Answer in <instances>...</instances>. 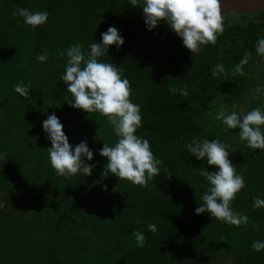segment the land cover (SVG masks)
Here are the masks:
<instances>
[{
    "label": "trees",
    "instance_id": "obj_1",
    "mask_svg": "<svg viewBox=\"0 0 264 264\" xmlns=\"http://www.w3.org/2000/svg\"><path fill=\"white\" fill-rule=\"evenodd\" d=\"M142 4L0 0V154L8 158L0 159V202L6 205L0 209V264H264V250L251 247L264 241V207L252 203L264 199V150L249 149L239 129L215 119L221 111L264 110V90L256 91L264 86V74L257 77L254 70L257 41L264 38V8L234 11L237 18L224 14L216 44L192 56L166 22L147 29ZM17 7L46 11L48 20L33 30L13 15ZM110 26L124 43L110 46L98 60L120 67L130 81L131 100L142 116L136 135L147 139L163 162L148 187L111 173L102 179L107 158L99 150L117 137L106 117L66 103L72 97L61 78L68 58L58 53L79 43L87 57L89 45L99 43ZM44 52L49 58L41 63L36 57ZM245 52L252 53L246 74L234 76ZM217 64L225 66L227 76L212 75ZM20 82L31 84L34 105L15 92ZM171 87L186 88L188 95L172 94ZM53 113L73 148L83 141L93 151L91 161L85 158L96 165L91 176H57L51 167V142L42 122ZM193 138H218L229 146V159L246 184L231 207L248 216L247 225L195 214L209 187L201 173L218 169L186 151ZM149 223L157 226L156 233ZM4 231L12 232L10 239ZM135 231L145 236L142 248L136 246Z\"/></svg>",
    "mask_w": 264,
    "mask_h": 264
},
{
    "label": "clouds",
    "instance_id": "obj_2",
    "mask_svg": "<svg viewBox=\"0 0 264 264\" xmlns=\"http://www.w3.org/2000/svg\"><path fill=\"white\" fill-rule=\"evenodd\" d=\"M133 8L138 6L139 0H130ZM144 22L148 30L157 27L162 21L166 22L171 30L182 39L183 46L192 53L198 54L202 46L215 45L218 36L224 32V16L221 13L220 0H143L142 6ZM14 16L22 17L24 23L33 30L44 25L48 20L46 11H30L24 7H17ZM124 40L114 26L101 33L99 43L92 42L90 52L85 56L82 45L77 43L70 46L66 53L61 51L58 55L63 58L67 55L65 73L61 80L67 85V93L72 99L66 103L73 108L86 113H96L107 118L117 137L114 145L103 143L99 150L101 157L107 158L102 173V179L111 175L119 180H127L134 185L148 187L155 177L160 175L162 160L152 152L150 143L136 135L137 129L142 127L140 105L131 100L132 87L130 81L123 77L122 69L112 63L101 62L99 57L106 55L110 46L119 48ZM256 53L264 56V38L257 41ZM48 53L44 52L36 57L41 63L48 60ZM252 59L251 52H245L240 62L235 65L232 74L244 76V66ZM227 71L223 64H217L212 69L213 76L225 75ZM31 84L18 83L14 90L21 97L31 100ZM264 90V86L256 91ZM172 94L179 93L187 96L186 88H169ZM34 105V101L31 100ZM216 120L222 121L227 129H239L241 142L251 150H264V110L253 108L246 113L221 111L216 114ZM43 131L51 142L47 148L51 167L57 176L72 177L82 173L91 176L95 164H88L93 159V151L86 142H80L74 148L69 143L63 131V124L53 113L42 122ZM97 137L98 132L96 133ZM186 151L195 156L197 160L206 158L209 166H215L218 171H203L201 175L208 181V190L202 195L203 203L195 209V214L207 212L211 217L235 227L247 225V215L235 212L231 205L237 194L246 187L245 178L237 173L236 166L229 159V146L218 138L202 142L193 138L185 145ZM0 159H8L0 154ZM167 172V168L164 169ZM95 183V182H94ZM152 187L155 185L152 183ZM106 189V185H105ZM253 207H264V199L253 198ZM6 205L0 202V209ZM137 223H140L138 220ZM148 229L152 233L158 231L155 224L149 223ZM253 228L259 224L254 223ZM133 236L137 247H144L145 236L135 231ZM253 251L264 250V241H255L251 245Z\"/></svg>",
    "mask_w": 264,
    "mask_h": 264
},
{
    "label": "water",
    "instance_id": "obj_3",
    "mask_svg": "<svg viewBox=\"0 0 264 264\" xmlns=\"http://www.w3.org/2000/svg\"><path fill=\"white\" fill-rule=\"evenodd\" d=\"M222 15L228 11L241 14L251 13L264 8V0H220Z\"/></svg>",
    "mask_w": 264,
    "mask_h": 264
},
{
    "label": "rangeland",
    "instance_id": "obj_4",
    "mask_svg": "<svg viewBox=\"0 0 264 264\" xmlns=\"http://www.w3.org/2000/svg\"><path fill=\"white\" fill-rule=\"evenodd\" d=\"M225 15H227L229 17L237 18V14L234 13V11H228L227 13H225ZM254 70H255V74H256L257 77H260L262 74H264V56H259L258 57V59L256 61V64H255V69ZM11 233L12 232L4 231L3 234L6 235V239H10V237L12 236ZM17 234H19V232H17Z\"/></svg>",
    "mask_w": 264,
    "mask_h": 264
}]
</instances>
